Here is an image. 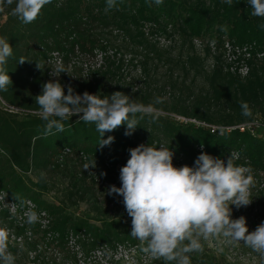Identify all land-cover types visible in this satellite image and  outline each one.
<instances>
[{
	"label": "trees",
	"instance_id": "obj_1",
	"mask_svg": "<svg viewBox=\"0 0 264 264\" xmlns=\"http://www.w3.org/2000/svg\"><path fill=\"white\" fill-rule=\"evenodd\" d=\"M117 5V9L106 13L105 0H51L34 22L24 24L12 15L15 3L0 2V17H5L0 20V37L13 47V55L5 65L12 84L7 91H0V96L16 109L0 108V198L6 199L0 207V227L11 234L8 251L15 256V264L34 263L45 253L44 248L50 247V240L59 245L61 240L69 239L70 232L90 234L87 246H82L83 254L98 253L99 247L107 244L114 247L135 242L130 231L118 222L102 221L97 226L85 219L72 221L59 209L45 206L41 191L47 185L43 183L41 189H34L24 180L23 173L31 167L54 172L71 167L77 182H81L93 169L84 170V165L95 159L96 173H106L102 183L117 184L118 168L129 159L128 149L145 144L171 150L173 160L182 166H193L204 151L224 160L231 157L234 164L249 167L252 173L264 177V136L254 137L239 128L212 132L192 124L174 123L162 114L156 122L145 116L131 136L124 135L126 125L106 132L102 139L113 136L114 142L101 148L95 124L72 117L63 121V132L53 129V134L43 135L45 122L39 116L35 97L49 80H59L65 86V94L71 84L78 94L87 91L103 97L121 91L146 105L161 97L163 103L155 107L162 112H175L223 127L245 123L256 111L264 117V60L242 77L230 71L220 52L224 39L256 42L264 49V30L259 27L264 18L251 16L247 0H233L231 6L222 0L213 4L205 0H163L159 6L152 0H117ZM177 32L190 45L175 61L172 45H161L160 39L169 40ZM215 34L227 38L220 45L215 43V50L210 45L205 49V58L212 56L215 60L207 78L208 91L189 95L186 100L179 95L169 97L173 100L169 105L162 92L167 86L175 88L176 82L172 75L164 74L158 80L159 87L155 81L156 67L163 62L168 64L170 73L171 66L180 65L186 74L191 70L198 74L204 68L205 58L198 54L194 41ZM21 58L24 63L18 62ZM60 67L65 72L59 73ZM241 102L248 103L252 116L242 115ZM212 104L220 105L222 111L212 112ZM19 112L25 116L20 118ZM9 204L16 206L13 212ZM28 208L39 217L34 224L27 222ZM43 212L48 215L46 224ZM40 232L62 235H32ZM72 261L79 264L77 254ZM50 264L59 263L52 258Z\"/></svg>",
	"mask_w": 264,
	"mask_h": 264
},
{
	"label": "clouds",
	"instance_id": "obj_2",
	"mask_svg": "<svg viewBox=\"0 0 264 264\" xmlns=\"http://www.w3.org/2000/svg\"><path fill=\"white\" fill-rule=\"evenodd\" d=\"M2 2V0H0ZM15 3L12 15L24 24L34 22L42 8L51 0H6ZM157 6L163 0H152ZM232 5L233 0H224ZM251 16L264 18V0H247ZM151 6V4H149ZM117 0H105V12L117 9ZM259 27L264 30V23ZM13 55L9 41L0 37V91H7L12 84L5 65ZM19 63H24L21 58ZM37 68L42 67L37 63ZM59 73L65 72L62 67ZM53 76L58 77L59 75ZM163 98L156 97L152 103L143 104L131 99L121 91L99 96L85 91L76 93L71 84L65 86L59 80H49L42 85V93L35 97L40 118L45 122L43 135L64 131L63 121L78 116L79 121L94 123L101 140V148L114 142L113 136L102 139L126 125L125 136H131L139 120L150 116L156 122L161 110L156 104ZM242 115L252 116L247 102H241ZM58 118V119H57ZM129 159L120 168V187L111 185L107 195H118L131 217L130 235L143 245L142 251L154 259L191 264L187 253L202 252L200 239L207 241L223 237L228 244L243 242L264 258V222L249 231L246 217L232 218L231 205L237 209L252 203L250 188L253 186L251 168L234 164L233 159L214 157L204 151L198 155L193 166L176 167L174 153L164 147L140 144L128 149ZM95 159L84 165V170L95 168ZM89 175L95 176L94 172ZM106 175V173H101ZM23 203V201H21ZM27 222L34 224L39 217L35 211L26 213ZM9 232L0 227V264H15V256L8 251ZM188 241L187 244H184Z\"/></svg>",
	"mask_w": 264,
	"mask_h": 264
},
{
	"label": "rangeland",
	"instance_id": "obj_3",
	"mask_svg": "<svg viewBox=\"0 0 264 264\" xmlns=\"http://www.w3.org/2000/svg\"><path fill=\"white\" fill-rule=\"evenodd\" d=\"M193 2L195 0H188ZM207 4H213L216 0H205ZM224 1V0H222ZM5 17L1 16L0 20L3 21ZM227 38V36L214 35L211 38L205 37L199 41H194L196 44V49L198 54L205 58L206 57V47L207 45L213 46L215 43L221 44V41ZM161 45L171 44L172 55L175 61L178 60L177 55L180 52L184 54L188 51L189 41L184 39L181 34L178 32L171 37L169 40L162 37L160 39ZM264 62V61H263ZM215 60L212 56L205 58L204 68L198 74H195L193 70L189 74H186L181 68V66L173 65L171 66L172 73L168 70V64L160 62L156 67L158 71V76H155V81L157 84H160L158 80H161L164 74L172 75L173 80L176 82V87L172 88L167 86L166 91L163 90V97L168 99L169 97H179L182 100H186L189 95H196L201 92H206L209 89L207 82L208 76L211 74L213 69V64ZM255 65H252L253 67ZM169 105L172 103V99H168ZM10 107V106H9ZM0 108L6 111H10V108H7L5 102H2L0 99ZM212 112H221L222 107L218 104H212L210 106ZM16 111V109H13ZM163 116H168L171 121L174 123L181 124L178 122L176 117L181 116L175 112H162ZM19 117L23 118L25 115L23 112H19ZM74 118H79L78 116H73ZM246 125L252 126L255 133H264V117L261 115V112H255L253 118L245 122ZM173 164L176 167H181L182 164L179 161L173 160ZM122 165L119 166V170ZM95 173V176H87V179L81 182H77L74 177L75 171L71 167L64 168L61 171H40L34 167L23 173L24 180L26 183L33 187L34 189H41L43 183L47 187L41 191V198L45 202V206H53L59 211L62 215L68 216L72 221H78L79 219L89 220L90 223L100 226L102 221L107 222H118L122 227L131 232V217L128 216L124 204L123 198L118 195H107L109 186L115 185L116 187L121 186V182L117 184H109L103 182V175L99 176L96 173V169H91ZM253 175V186L250 188V197L252 203L247 207H241L237 209L234 205H231L232 209V218L236 219L240 216L246 217L247 226L249 231H254L255 228L261 223L264 222V177L261 175L251 173ZM119 178V177H118ZM87 183L85 184V182ZM32 183V184H31ZM77 183V185H76ZM39 185V186H34ZM6 202L5 196L3 200L0 198V207ZM10 212L15 210V205L9 204ZM26 212H29V209H26ZM42 216L44 214L42 213ZM53 217V216H52ZM54 219V217H53ZM48 220V215L46 214L44 223L46 224ZM129 232V233H130ZM86 234V233H85ZM84 233H73L70 232L67 235H70L69 239H65L59 245H56L53 241L50 247L44 248L45 253H43L40 259L36 260L31 264H50V259L56 258L57 263L59 264H73L72 261L77 254V260L79 264H112V261L116 259H121L119 264H128L137 263V264H177V261H165L163 258L154 259L150 255L142 251L143 245L138 239H135V242L131 243V246L127 243L125 245H115L116 248L106 245L105 247L100 246L98 253H82V246L85 248L88 244L87 236ZM9 235H11L9 233ZM25 235H31L26 233ZM32 235H62L49 232L44 234L32 233ZM47 240L45 239V242ZM85 241V243H84ZM83 242V245H81ZM188 241H185L184 244H187ZM200 243L203 246L202 252H190L186 255L189 256L191 264H264V258L260 256L259 253L254 252L250 247L246 246L243 242L238 244H228L225 242L224 238H212L210 240L200 239ZM116 254V255H115ZM129 254L130 260L125 259L122 255ZM29 259L31 256L27 253ZM156 262V263H155ZM30 264V263H29Z\"/></svg>",
	"mask_w": 264,
	"mask_h": 264
},
{
	"label": "built area",
	"instance_id": "obj_4",
	"mask_svg": "<svg viewBox=\"0 0 264 264\" xmlns=\"http://www.w3.org/2000/svg\"><path fill=\"white\" fill-rule=\"evenodd\" d=\"M215 48L216 47L214 44L213 50H215ZM220 52L223 54V58L226 61L227 65H229L230 71L233 73H236L242 77H245L249 74L252 65H257L264 60V49L256 42H254V43H237V42L231 41L229 39H224L223 43L221 44ZM0 99L2 102H5L1 96H0ZM5 104H6V102H5ZM6 106H7V108L11 109L10 111L13 110V108L9 107L7 104H6ZM176 119L178 120V122H180L182 124H192V125H195L197 127H204V128L211 130L212 132H220L223 130L230 131L232 129L239 128L242 132H245V131L250 132L254 137L264 136V133H255L254 128H252V126H250V125H246V123H242V124L232 126V127H223V126H219V125L208 124L204 121H200V120H197L195 118H186L184 116H178V117H176ZM28 204H29V208H32L33 205L30 202H28ZM43 214H44L43 217H45L46 213L43 212ZM80 233L85 234L86 232H80ZM84 236H90V234L86 233ZM126 243H127V245L137 246L135 244L132 245L131 243H128V242H126ZM120 244L121 243H118L117 245H120ZM122 245H125V244H122ZM102 249H103V247H102ZM114 249H117L116 246L114 247ZM118 249H121V248H119V246H118ZM118 249L116 250L117 253H118ZM98 252L101 253L100 250ZM122 257L125 259H128V260H130V258H131L129 254L122 255ZM119 261H121V259H119V258L116 259V261L113 260L112 264H119L118 263ZM128 264H137V263L136 262L135 263L128 262Z\"/></svg>",
	"mask_w": 264,
	"mask_h": 264
}]
</instances>
